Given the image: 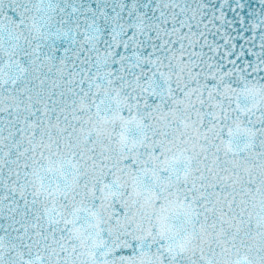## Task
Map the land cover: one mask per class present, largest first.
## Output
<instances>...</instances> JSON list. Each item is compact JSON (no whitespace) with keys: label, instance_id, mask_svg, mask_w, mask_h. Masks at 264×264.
Here are the masks:
<instances>
[{"label":"snow or ice","instance_id":"1","mask_svg":"<svg viewBox=\"0 0 264 264\" xmlns=\"http://www.w3.org/2000/svg\"><path fill=\"white\" fill-rule=\"evenodd\" d=\"M0 264H264V0H0Z\"/></svg>","mask_w":264,"mask_h":264},{"label":"water","instance_id":"2","mask_svg":"<svg viewBox=\"0 0 264 264\" xmlns=\"http://www.w3.org/2000/svg\"><path fill=\"white\" fill-rule=\"evenodd\" d=\"M221 2H222V0H216L217 6H219V4H220ZM233 2H234V0H229V3H233ZM223 11H224L225 14H226V19H233V18H234L235 14L232 13V11H231L230 8L225 7V8L223 9ZM218 14H219V13H217V15H218ZM233 27L238 28V25H233ZM228 30L231 31V29H228ZM232 35L235 36L236 33H235V32H232ZM245 35H248V34L245 33ZM237 43H238V44H239V43H243V41L238 40Z\"/></svg>","mask_w":264,"mask_h":264}]
</instances>
